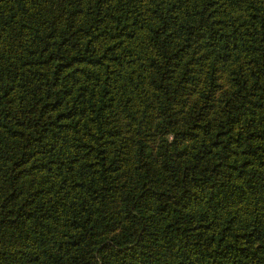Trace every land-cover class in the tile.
<instances>
[{
    "label": "trees",
    "instance_id": "trees-1",
    "mask_svg": "<svg viewBox=\"0 0 264 264\" xmlns=\"http://www.w3.org/2000/svg\"><path fill=\"white\" fill-rule=\"evenodd\" d=\"M0 264H264V0H0Z\"/></svg>",
    "mask_w": 264,
    "mask_h": 264
}]
</instances>
